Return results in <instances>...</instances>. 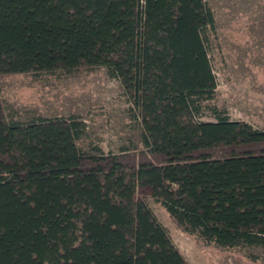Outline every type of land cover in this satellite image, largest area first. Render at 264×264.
I'll return each mask as SVG.
<instances>
[{
	"label": "trees",
	"instance_id": "trees-1",
	"mask_svg": "<svg viewBox=\"0 0 264 264\" xmlns=\"http://www.w3.org/2000/svg\"><path fill=\"white\" fill-rule=\"evenodd\" d=\"M41 0H0V77L90 69L128 47L139 69L165 68L172 47L211 49L200 26L30 22ZM213 29V28H212ZM143 150L104 154L78 143L77 116L7 119L0 95V264H190L140 187L200 243L264 252V129L200 122L180 95L126 86Z\"/></svg>",
	"mask_w": 264,
	"mask_h": 264
},
{
	"label": "rangeland",
	"instance_id": "rangeland-1",
	"mask_svg": "<svg viewBox=\"0 0 264 264\" xmlns=\"http://www.w3.org/2000/svg\"><path fill=\"white\" fill-rule=\"evenodd\" d=\"M26 13L30 22L138 32L200 26L212 36L211 49L172 47L166 67L155 71L139 69L135 49L128 47L70 76L0 77L7 119L77 116L86 125L78 143L84 150L139 152L142 129L126 86L152 85L178 93L197 121H242L264 129V0H41ZM136 199L150 206L190 264H264L262 250L206 246L184 233L150 189L140 187Z\"/></svg>",
	"mask_w": 264,
	"mask_h": 264
}]
</instances>
